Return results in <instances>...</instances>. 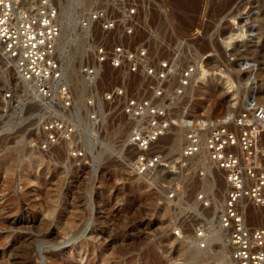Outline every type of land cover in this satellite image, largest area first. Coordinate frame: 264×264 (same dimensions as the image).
<instances>
[{
	"label": "rangeland",
	"instance_id": "374dc122",
	"mask_svg": "<svg viewBox=\"0 0 264 264\" xmlns=\"http://www.w3.org/2000/svg\"><path fill=\"white\" fill-rule=\"evenodd\" d=\"M91 1L72 0L63 15L64 0H55L65 31L58 48L71 107L42 99L0 51V264H215L229 254L224 233L215 227L225 174L204 155L180 175L137 174L128 141L149 113H129L127 100L154 98L176 119L238 111L256 90L264 99V0H143L133 32L120 26L111 43L146 50L148 58L136 71L106 64L93 85L81 71L93 40L79 26ZM165 59L180 67L162 85L148 68ZM193 62L191 83L180 93L181 69ZM56 116L69 118L73 130L63 129L54 145L44 146L45 121ZM184 133L172 125L157 147L179 154ZM29 149L39 162L30 161ZM204 180L211 181L206 192ZM205 213L211 225L201 247L196 228ZM247 219L263 225L264 207L248 205ZM210 236L215 239L208 242ZM194 246L202 251L191 257Z\"/></svg>",
	"mask_w": 264,
	"mask_h": 264
},
{
	"label": "built area",
	"instance_id": "2783aa9c",
	"mask_svg": "<svg viewBox=\"0 0 264 264\" xmlns=\"http://www.w3.org/2000/svg\"><path fill=\"white\" fill-rule=\"evenodd\" d=\"M143 0H92L89 10L80 18V24L93 40L91 53L83 61L81 71L88 84L98 81L109 64L121 68L125 64L136 71L147 51L126 48L122 42L112 44L114 30L120 26L133 32L138 6ZM99 37L95 38V32ZM61 33L59 7L55 0H0V44L9 57L15 58L18 74L32 82L42 99L54 101L63 107L73 105L70 85L64 80V72L56 54ZM179 63L161 60L159 66H150L148 75L162 85L171 71L179 69ZM178 92L191 83L196 70L194 62L181 69ZM151 83V82H150ZM149 84V82H147ZM123 90L117 93H122ZM163 93L159 90L157 94ZM10 96L11 93H7ZM108 98L112 94H107ZM93 105V97L87 99ZM52 103V102H51ZM126 111L135 116H145L131 131L127 149L133 150L131 166L137 174L160 172L180 175L204 155L225 172L226 195L220 212L224 232L222 245L229 248L224 261L215 264H264V224H251L247 219L248 205L264 206V99L259 91L245 98L243 107L219 117L187 116L171 118L168 108L155 102L154 98L130 97ZM69 118L56 116L45 121L47 142L54 145L59 133L73 130ZM92 123L97 114L91 113ZM184 128L182 149L177 155H168L169 146L158 148V141L169 134L171 126ZM68 128V129H67ZM176 134V133H174ZM201 174L204 171L200 170ZM175 192H170L174 196ZM202 197V192L199 193ZM208 204L207 200L204 202ZM210 216H200L196 237L202 247L209 232Z\"/></svg>",
	"mask_w": 264,
	"mask_h": 264
},
{
	"label": "bare ground",
	"instance_id": "6f19581e",
	"mask_svg": "<svg viewBox=\"0 0 264 264\" xmlns=\"http://www.w3.org/2000/svg\"><path fill=\"white\" fill-rule=\"evenodd\" d=\"M180 5H188V3H191V2H193V0H176ZM243 1V0H242ZM72 2V0H64V7L62 8V13H63V15H65L66 13H68L69 11H70V3ZM228 2V5H231L232 4V2H234V0H229V1H227ZM249 4H251L252 6H258V2L257 1H253L252 3H249ZM223 6V5H222ZM183 7V6H182ZM184 8H186V7H184ZM257 18V17H256ZM59 20H60V22H61V33H60V36H59V38H58V41H59V39H60V37H61V34L63 33L62 32V27H63V24H62V21H61V17H60V10H59ZM79 26L83 29V30H85V28L84 27H82L81 26V24H79ZM63 34H65V31H64V33ZM63 36V35H62ZM65 36V35H64ZM58 41H57V50H56V54H57V56H58V58H59V60H60V63H61V59H60V53H59V48H58ZM59 44H60V42H59ZM0 51H1V53H3V54H5L4 53V51H3V48H2V45L0 44ZM8 58H9V60L10 61H13L14 62V66H15V69H16V60H15V58H12V57H9L7 54H5ZM5 56V57H6ZM7 59V58H6ZM61 65H62V63H61ZM62 69H63V67H62ZM16 71H17V69H16ZM64 72V71H63ZM17 74H18V72H17ZM194 74V73H193ZM193 74H192V76H193ZM19 75V74H18ZM20 76V75H19ZM64 76V80H65V75H63ZM21 77V76H20ZM22 78V77H21ZM192 79V78H191ZM24 80V79H23ZM25 81V80H24ZM31 84H32V86L35 88V90H36V92H37V94L39 95V93H38V90H37V87L32 83V82H30ZM227 84H230V80H227ZM79 86V83H78V79L77 80H75V88L76 87H78ZM76 90H78L77 88H76ZM40 96V95H39ZM29 152V157H31V162L33 163V162H39L40 160H37V159H35L34 158V152H33V150H31V149H29L28 150ZM206 159H207V157H206ZM208 163H210V165H214L216 168V170L217 171H219V172H223V174H225V172H224V170H222L221 168H219V167H217L213 162H209V161H207ZM139 175H143V174H139ZM207 179V178H206ZM205 179V180H206ZM209 179V178H208ZM204 180V183L206 184L207 182V186H208V188H207V186L205 187V188H203V192H206V191H208V190H210L211 189V184L209 183V182H211V181H205ZM225 182H226V180H225ZM208 184H210V185H208ZM222 189V188H221ZM220 191V190H219ZM217 193H219V192H217ZM219 194H221V193H219ZM202 198V197H201ZM224 204V203H223ZM211 206L209 203L208 204H205V206ZM249 205H254V206H257V207H264V206H258V205H255V204H249ZM205 209L206 208H208V207H204ZM223 208V205H222V207L220 208V210H219V213H218V216H217V218H216V221H215V227H219V229L223 232V230H222V228H221V223H220V220H219V218H220V212H221V209ZM205 211V210H204ZM247 216H248V213H247ZM224 233V232H223ZM215 239V236H210L209 237V239H208V242L210 241H213ZM225 242V241H224ZM226 246V245H225ZM202 247V246H201ZM227 247V246H226ZM228 248V247H227ZM202 250L201 249H199V248H196L195 246L193 247V248H191V252H190V256L191 257H194L196 254H198L199 252H201ZM227 252H229V248H228V251ZM227 257H228V254H225V255H222V256H220V257H218V259H217V261L218 262H220V261H224L225 259H227Z\"/></svg>",
	"mask_w": 264,
	"mask_h": 264
}]
</instances>
